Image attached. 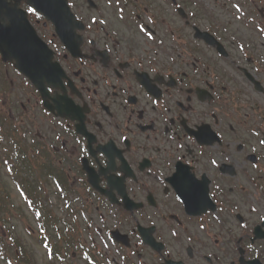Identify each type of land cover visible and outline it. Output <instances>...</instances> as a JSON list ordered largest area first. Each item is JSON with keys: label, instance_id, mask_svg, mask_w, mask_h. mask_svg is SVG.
I'll list each match as a JSON object with an SVG mask.
<instances>
[{"label": "flooded vegetation", "instance_id": "obj_1", "mask_svg": "<svg viewBox=\"0 0 264 264\" xmlns=\"http://www.w3.org/2000/svg\"><path fill=\"white\" fill-rule=\"evenodd\" d=\"M11 2L65 76L48 114L0 57V129L17 123L28 182L58 171L72 183L81 263L264 264V0H68L83 27L65 42ZM179 170L198 195L173 182Z\"/></svg>", "mask_w": 264, "mask_h": 264}, {"label": "snow or ice", "instance_id": "obj_2", "mask_svg": "<svg viewBox=\"0 0 264 264\" xmlns=\"http://www.w3.org/2000/svg\"><path fill=\"white\" fill-rule=\"evenodd\" d=\"M109 2H111V0H109ZM234 7H236L237 10L239 11V6L234 5ZM28 11L29 12H34L35 10L32 9V8H29ZM120 11L122 12L123 9H121ZM120 18L123 19L122 16ZM237 18L239 19V17H237ZM140 30L144 31L143 26L140 27ZM149 38L150 39L152 38L151 35L149 36ZM253 134L254 135H259V132H254ZM259 142L261 144H264V140H261ZM212 163L215 164V161H212ZM173 182L177 183L178 185H187L191 189V191L194 193V195H198L199 194V190H200L199 182L193 176H189L186 173V171H184V170H179L177 172V174L173 177ZM204 195L206 196L207 194L205 193ZM252 211H255V209H252ZM262 219H264V217H262Z\"/></svg>", "mask_w": 264, "mask_h": 264}, {"label": "water", "instance_id": "obj_3", "mask_svg": "<svg viewBox=\"0 0 264 264\" xmlns=\"http://www.w3.org/2000/svg\"><path fill=\"white\" fill-rule=\"evenodd\" d=\"M42 2V0H41ZM13 23L12 20H9V22H6V25H0V32L5 33L4 36H2L0 39L3 40L4 42V47L7 50L6 52H8L9 55H13L15 53H20L23 54L24 51L23 49H21L24 44H20V43H16L14 42L15 38H14V28L11 25ZM34 38V47L36 49V46L38 45V39L37 37H33ZM37 50V49H36Z\"/></svg>", "mask_w": 264, "mask_h": 264}, {"label": "rangeland", "instance_id": "obj_4", "mask_svg": "<svg viewBox=\"0 0 264 264\" xmlns=\"http://www.w3.org/2000/svg\"><path fill=\"white\" fill-rule=\"evenodd\" d=\"M3 166L1 165L0 163V169L2 168ZM16 196V195H15ZM17 197V196H16ZM24 221L21 222V225H22V235L24 236V238L28 239V235H27V232L25 229V226H28V219H23ZM32 225L34 226V229H36V226L34 225V223H32ZM4 230V229H3ZM32 245V244H31ZM36 250H39L41 252V255L39 254V252L36 251V258H37V261L39 264H47L46 263V260H45V252L43 250H41L40 248H37ZM72 263H75V264H79V262L77 260L75 261H71Z\"/></svg>", "mask_w": 264, "mask_h": 264}]
</instances>
